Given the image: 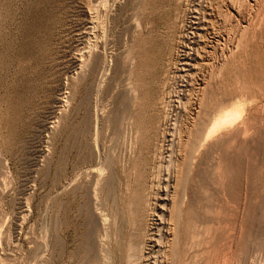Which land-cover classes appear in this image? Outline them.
<instances>
[{
    "label": "rangeland",
    "instance_id": "1",
    "mask_svg": "<svg viewBox=\"0 0 264 264\" xmlns=\"http://www.w3.org/2000/svg\"><path fill=\"white\" fill-rule=\"evenodd\" d=\"M200 1L0 0V264H104V262L105 264H127L126 256L130 252L128 245L133 244L132 249L140 250L139 252L135 249L136 254H138L137 259H139H136L137 264H154V261L157 264L162 253H156V249L152 248L153 244L150 240L151 238L156 240L158 237V232L155 229L158 220L152 212L158 211L154 208H157L158 202L161 203L160 198L163 197L164 193V184L162 183L168 175L166 174V163L170 153L167 143L163 142L166 138V134L163 133H171L175 125L176 131L181 130L182 124L184 125L187 122L189 102L194 96L197 98L198 94L203 93L201 90H197L198 84L201 86V82L206 87L203 90L204 93H206L205 89L209 91V93L207 92L209 95L212 90L214 92L210 96L202 94L204 99H207V102L202 101L204 111H206L205 109L216 111L219 109L220 103L222 104L225 101L221 106L223 108L225 106L228 108V105L233 106L232 104L238 102L237 106L235 105L237 109L234 107L231 110L239 113L236 115L233 111L232 120L231 118L230 120L235 122L225 124L227 133L224 131L223 126V128L221 127L222 131L217 128L224 134L223 139L218 130H214L212 135L217 138H212L210 153L207 155L204 145H200L202 146L201 150L198 148L200 153L197 150L198 152L194 154L197 155L196 158L194 156L196 160L194 158L192 160L195 163L193 162L187 168L186 176L188 177L184 180L185 188L182 192L187 195L182 196L183 208L177 216L180 219L179 222L182 221L179 233L184 231L180 235L184 237L190 235L188 247L186 246L184 252V257L187 258L185 262L195 260L199 256L201 260L199 258L197 261L195 260L196 264H224L226 262L228 264H264V0H257V2L256 0H236L237 3L235 0H231L236 5L233 4L237 10L240 8L239 5L243 3L242 1L246 3V5L242 4L243 7L241 6V8L243 10L241 9V12L247 22L246 28L249 27L248 32L250 34L245 30L247 34L244 32L246 35L245 37L243 35L245 39L242 38V44L239 43L240 23H238V18L235 15H231V10L226 9L224 4L220 2L221 0H207L208 2L202 0V3ZM249 1L250 3H247ZM186 2L187 4H185ZM196 2L198 5H196ZM210 3L213 4L212 8H210ZM249 4L250 6H248ZM237 6L239 7L237 8ZM173 7L176 8L178 14H175L176 10ZM210 9L217 12L220 9L218 14L222 15L219 14L222 22L219 20V23L215 24L213 28L216 31L223 30L220 32L226 40L221 42L220 47L225 52L215 54L205 45V51L210 52V55L207 54L209 57H205V61L202 62L208 64L206 66L205 64L203 66L199 65V68L193 70V73L197 71L195 77L193 75L189 80H182L179 77L181 72L178 70L180 63H183L182 60L180 61L182 56L179 46L183 45L185 53L190 50L193 51V59H196V63H200L196 55L194 56V50L197 44L199 46L203 44L199 41V30H194V28L195 26H197L196 28L200 27L199 25L203 22V19H208L207 14L210 13ZM222 9L223 13H221ZM200 11L201 13H199ZM258 11L261 13L260 15ZM96 13L99 17L95 16ZM174 15L176 16L174 17ZM96 21L100 22L97 23ZM99 23L100 27L98 28ZM257 27L260 29H256ZM224 31L226 32L224 33ZM92 32H94V35ZM176 33L178 34L176 35ZM233 34L237 35L234 36ZM246 36L251 40H246ZM206 38L208 39V36ZM230 38L232 39L230 40ZM243 40L247 42H243ZM237 44L240 45V48L237 47ZM227 45H229L230 50ZM242 45H247V48L244 47L246 49L243 48L242 50ZM226 50L228 51L226 52ZM242 58L243 60L240 61ZM226 60L227 64L225 63ZM228 63L232 67L234 66V69L231 65L229 67ZM226 65H228V71L234 70L233 74L228 73ZM238 66H240L239 71H237L238 69L235 71ZM223 67H225V73ZM219 71L223 75L220 74L219 76ZM218 76L220 79H217ZM192 78L193 83L191 82ZM223 81L224 83H222ZM238 81L242 85L241 87ZM207 84H211L212 88H209L210 86H207ZM172 89L173 91H171ZM188 90L190 91L188 92ZM221 92L225 95L228 93V95L225 97ZM157 93L158 95H156ZM220 93L228 100L227 102L225 99L220 100L219 97H223ZM229 93L237 95L232 97ZM189 95L190 97L193 95L191 99ZM229 95L231 98L228 97ZM216 96H218L219 102L216 101ZM198 97L200 96L198 95ZM177 98H180L182 102ZM186 98L190 100L187 101ZM153 100H157V104ZM229 100L233 102L231 105ZM151 103L156 107L158 106V109H155V106ZM209 103L215 104L211 105ZM207 104L216 108H210ZM169 106L173 109H170ZM238 107L240 111H238ZM159 110L161 111L159 112ZM215 111L212 112L216 113ZM158 114L162 118H159ZM132 117L135 119L133 120ZM234 117L237 121L233 120ZM164 119H166V122ZM228 123L231 124L227 126ZM138 127L143 129L141 128V131H139ZM239 128L240 131L245 128L243 130L245 132L244 138L241 136L243 132L238 131ZM150 130L151 132H149ZM142 132L143 134H141ZM152 133L155 134L156 138ZM214 133H217V135ZM162 134L165 135L164 138ZM233 136L236 137L235 140L237 141L233 140ZM219 138L221 139L219 140ZM163 143L165 144L164 147L162 146ZM146 144L147 147L148 145L151 146L147 148ZM162 148H166L163 150L164 152ZM154 149L155 152L153 153ZM228 149L231 151L229 152ZM178 150H180V147L179 149L178 147L175 148V155ZM140 151L141 153H139ZM159 157H161L160 160ZM210 160L212 161L210 162ZM191 166L192 168L194 166V168L192 169ZM190 169L193 170V173L190 172ZM212 169L214 174H210V172H213ZM227 170L229 173L226 172ZM216 171H219L220 174ZM154 172H156L155 175ZM160 172H164L163 175ZM206 174H210L211 178ZM227 174L229 176L231 174V176L229 177ZM152 177H155V179H152ZM216 179H219V181H216ZM221 179L224 180V185ZM143 181L148 182L145 184ZM134 183L138 185L136 184L134 187ZM214 183L216 184L213 186ZM192 187H194V191H191L193 190ZM136 188L140 191H134ZM219 188L224 190L220 191ZM198 189L200 192L197 191ZM157 191L160 193L158 194ZM136 192L138 195L135 194ZM130 193L133 195V197H130L131 199L129 198ZM150 194H153V196ZM186 196L187 200H184ZM144 199L145 203L141 202ZM220 202H223L222 205ZM131 204L134 206L131 207ZM150 204L152 205L150 206ZM197 204L198 207H196ZM202 205L204 207H201ZM147 206L149 209L146 208ZM228 212L231 214L228 215ZM132 213L139 216L136 218ZM130 214L137 220H133ZM142 214L145 215L143 216L144 221L140 219ZM217 216L220 218L218 219ZM225 217L229 219H225ZM145 221L147 222L144 223V226L142 223ZM208 224L210 225L208 226ZM215 225H217L216 228ZM223 225L224 227L229 226L224 229ZM197 227H201V230ZM134 228L135 231L139 229L138 234L137 232L135 234ZM151 228L153 229L151 230ZM235 229L236 234H234ZM202 230H206L205 233ZM230 230L234 232L232 233ZM207 231L209 232L206 234ZM217 231L221 232L218 233ZM152 233H154L153 236H151ZM193 233L197 234L195 239ZM133 234H135V237H133ZM231 234L232 237H230ZM139 235H141L140 239ZM212 237L213 239H211ZM199 238L202 240L200 241ZM131 240H134V242L132 241V243ZM208 240L210 241L208 242ZM130 242L131 245L128 244ZM231 242L233 244L232 249H230L232 252L227 250ZM223 243L228 245L223 246ZM205 244H208L209 248ZM196 248L198 249L196 250ZM207 250L211 253L209 254ZM212 253L216 257H211ZM228 253L230 254L228 255ZM235 254L237 255L234 258ZM111 255H113L112 258ZM156 256L158 260H156ZM196 256L197 258H195ZM229 256H231V262H229ZM122 257L123 260L126 257V262L122 260ZM101 258L103 259L100 260ZM208 261L209 263H207Z\"/></svg>",
    "mask_w": 264,
    "mask_h": 264
},
{
    "label": "bare ground",
    "instance_id": "2",
    "mask_svg": "<svg viewBox=\"0 0 264 264\" xmlns=\"http://www.w3.org/2000/svg\"><path fill=\"white\" fill-rule=\"evenodd\" d=\"M181 1V0H180ZM184 0H182V2H183ZM186 1V0H185ZM200 1V0H199ZM209 1H211V0H209ZM219 1V0H218ZM233 1V0H232ZM232 1L231 0H221L220 2L221 3H223L224 4V6L226 7V9H228V10H231V15L233 14V15H235L237 18H238V23H240V28H241V32H240V35H239V40H240V44H242L241 42V40H242V38H243V35H244V37H245V35L247 34V32H248V28L249 27H247L246 28V26H247V22L245 21V19H244V17H243V15H242V12H241V6L243 7V3H244V1H246V0H244V1H242L243 3L241 4V5H239L240 6V8H238L239 6H237V8L239 9V10H237L236 9V5L234 4V2L232 3ZM236 1V0H235ZM254 1V0H253ZM260 1V0H259ZM181 2V3H182ZM189 2V1H188ZM201 3H202V0L200 1ZM206 2H208L207 0H206ZM219 2V3H220ZM238 1H236V3H237ZM256 2H257V0H256ZM262 2V1H261ZM180 3V2H179ZM192 3H194V2H192ZM199 3V2H198ZM212 3H214V2H212ZM216 3H217V1H216ZM247 3H250V1L249 2H247ZM185 4H187V2L185 3ZM206 4V3H205ZM204 4V5H205ZM211 4V3H210ZM215 4V3H214ZM235 6H234V5ZM238 4H240V3H238ZM245 5H246V3H244ZM256 4V3H255ZM175 5V4H174ZM189 5V4H188ZM196 5H198L197 4V2H196ZM200 5V4H199ZM213 4H211L210 5V8H212L213 6H212ZM207 6V5H206ZM212 6V7H211ZM219 6H221V5H219ZM248 6H250V4L248 5ZM263 6H264V4H263ZM176 7V6H175ZM175 7H173L174 8V10H176V8ZM205 7V6H204ZM218 7V6H217ZM247 7V6H246ZM245 7V8H246ZM253 7V6H252ZM252 7H250V8H252ZM259 7V6H258ZM262 7V6H261ZM173 8H171V9H173ZM197 8V7H196ZM219 8V7H218ZM221 8H222V6H221ZM248 8V7H247ZM185 9H187V8H185ZM189 9V8H188ZM199 9V8H198ZM203 9V8H202ZM92 10V9H91ZM182 10V9H181ZM197 10V9H196ZM195 10V11H196ZM214 9H210V13H208L207 15H208V19H206V20H204L203 19V22L202 23H200V27H198V28H196L197 26H195V28H194V30H199V33H198V37H199V41H201L202 42V46L200 45L199 46V44H197V46H196V49L194 50V52H195V54H194V56L196 55V58L200 61V63H196V59H193V57H192V55H193V51L191 52V50L189 51V52H187V53H185L184 51L185 50H183V45L180 47L179 46V48H181V50H180V52H181V58H180V61L182 60L183 61V63H180V68L178 69L179 70V72H181L180 73V75H179V77L180 78H182V80L184 79V80H189V78L190 77H192L193 75H194V77H195V74H196V72L197 71H195L194 73L192 72L193 70H196L197 68H199V65H204L205 63H203L202 61H205V57H209L208 55H210L209 53L210 52H206L205 51V45H207L215 54H217V52H225V50L224 49H221L222 47H220V44H222L221 42L223 41V40H226V39H224L223 38V36L221 35V32L220 31H223V30H220V31H216L215 30V28H213L214 27V25L215 24H218L219 22V20H220V18H219V14H218V12H219V10L220 9H218V12L217 11H213ZM225 10V9H224ZM243 10V9H242ZM248 10V9H247ZM251 10V9H250ZM253 10V9H252ZM258 10V9H257ZM179 11V10H178ZM191 11V10H190ZM202 11V10H201ZM201 11L199 12V13H201ZM204 11H205V9H204ZM249 11V10H248ZM247 11V12H248ZM255 11V10H254ZM171 12V11H170ZM173 12V11H172ZM176 12H177V10H176ZM175 12V14H178V12L176 13ZM181 12V11H180ZM186 12V11H185ZM184 12V13H185ZM188 12V11H187ZM224 11H223V9H222V12L221 13H223ZM262 12V11H261ZM90 13V12H89ZM99 13V12H98ZM183 13V14H184ZM192 13V12H191ZM198 13V12H197ZM206 13H207V10H206ZM246 13V12H245ZM249 13V12H248ZM94 14V13H93ZM172 14V13H171ZM182 14V15H183ZM186 14H188V13H186ZM203 14V13H202ZM226 14V13H225ZM258 14L260 15L261 13H259V11H258ZM97 15V13L95 14V16ZM100 15V14H99ZM173 15V14H172ZM193 15V14H192ZM199 15V14H198ZM206 15V14H205ZM221 15V14H220ZM248 15V14H247ZM257 15V14H256ZM176 15H174V17H175ZM222 16V15H221ZM97 17H99L98 15H97ZM177 17H178V15H177ZM187 17V16H186ZM199 17H201V16H199ZM198 17V18H199ZM205 18H206V16H204ZM224 17H226V16H224ZM231 17V16H230ZM233 17V16H232ZM259 17V16H258ZM263 17H264V15H263ZM170 18V17H169ZM194 18V17H193ZM223 18V17H222ZM250 18V17H249ZM93 19V18H92ZM96 19V18H95ZM98 19V18H97ZM179 19V18H178ZM191 19V18H190ZM224 19H226V18H224ZM228 20H230L229 18H227ZM232 19V18H231ZM236 19V18H235ZM173 20V19H172ZM180 20V19H179ZM249 20V19H248ZM247 20V21H248ZM256 20V19H255ZM93 21V20H92ZM91 21V22H92ZM95 21V20H94ZM136 21V20H135ZM181 21H182V19H181ZM184 21V20H183ZM198 21V20H197ZM261 21V20H260ZM97 22V21H96ZM98 22H100V21H98ZM97 22V23H98ZM168 22V21H167ZM170 23H171V21H169ZM176 22H177V19H176ZM176 22H175V24H176ZM187 22V21H186ZM185 22V23H186ZM220 22H222L221 20H220ZM231 22V21H230ZM234 22H235V20H234ZM256 22V21H255ZM96 23V24H97ZM174 23V22H173ZM178 23V22H177ZM184 23V24H185ZM228 23V22H227ZM226 23V24H227ZM232 23V22H231ZM252 23V22H251ZM94 24V23H93ZM139 24V23H138ZM166 24V23H165ZM168 24V26H170L169 25V23H167ZM191 24V23H190ZM197 24V23H196ZM253 24L255 25V23L253 22ZM174 25V24H173ZM186 25V24H185ZM184 25V26H185ZM188 25V24H187ZM229 25V24H228ZM231 25V24H230ZM236 25V24H235ZM167 26V27H168ZM176 26V25H175ZM178 26V25H177ZM189 26V25H188ZM219 26V25H218ZM217 26V27H218ZM221 26H222V24H221ZM225 26V25H224ZM232 26V25H231ZM252 26V25H251ZM256 26H257V24H256ZM255 26V27H256ZM261 26V25H260ZM259 26V27H260ZM100 27V23H99V26H98V28ZM166 27V26H165ZM179 27V26H178ZM220 27V26H219ZM228 27V26H227ZM226 27V28H227ZM238 27V26H237ZM263 27V26H262ZM93 28V27H92ZM172 28V27H171ZM177 28V27H176ZM189 28V27H188ZM225 28V27H224ZM97 29V28H96ZM96 29H94V30H96ZM169 29V28H168ZM167 29V30H168ZM185 29V28H184ZM222 29V28H221ZM236 29V28H235ZM239 29V28H238ZM255 29V28H254ZM256 29H260V28H256ZM94 30H92V31H94ZM170 30V29H169ZM173 30V29H172ZM171 30V31H172ZM177 30H178V28H177ZM189 30V29H188ZM192 30V29H191ZM234 30V29H233ZM232 30V31H233ZM245 30H247V32H245ZM96 31H98V30H96ZM184 32V31H183ZM198 32V31H197ZM226 31H224V33H225ZM237 32H238V30H237ZM246 34H245V33ZM94 32H92V34H93ZM170 33V32H169ZM175 32H174V30H173V34H174ZM249 34H250V32H248ZM178 33H176V35H177ZM179 34H180V32H179ZM253 34V33H252ZM94 35V34H93ZM96 35V34H95ZM175 35V34H174ZM182 35H184V34H182ZM194 35V34H193ZM231 35V34H230ZM234 35V34H233ZM235 35H237V34H235ZM234 35V36H235ZM97 36V35H96ZM103 36V35H102ZM179 36V35H178ZM187 36V35H186ZM185 36V37H186ZM206 36H208V39L206 38ZM227 36V35H226ZM247 36H249V35H247ZM247 36H246V40L247 39H250V38H247ZM98 37V36H97ZM100 37V36H99ZM171 37H172V34H171ZM184 37V36H183ZM89 38L91 39V37L89 36ZM173 38V37H172ZM182 38V37H181ZM236 38V37H235ZM234 38V39H235ZM251 38H252V36H251ZM95 39V38H94ZM189 39V38H188ZM196 39V38H195ZM232 38H230V40H231ZM234 39H233V41H234ZM243 39H245V38H243ZM92 40V39H91ZM173 40V39H172ZM185 40V39H184ZM229 40V41H230ZM246 40H243V42L245 41V42H247ZM251 40V39H250ZM94 41V40H93ZM174 41H176L175 39H174ZM237 41H238V39H237ZM178 42H179V40H178ZM183 42V41H182ZM193 42V41H192ZM197 42V41H196ZM249 42V41H248ZM186 43V42H185ZM198 43V42H197ZM224 43V42H223ZM228 43V42H227ZM232 43V42H231ZM230 43V44H231ZM238 43V44H239ZM188 44V43H187ZM234 44V43H233ZM238 44H237V47L238 48H240V45L238 46ZM94 45V44H93ZM98 45V44H97ZM224 45V44H223ZM95 46H96V44H95ZM177 46H178V44H177ZM206 46V47H207ZM225 46V45H224ZM228 46L229 45H227V48H228ZM232 46H234V45H232ZM243 46V45H242ZM247 45H245V46H243V47H241L242 48V50H243V48L244 47H246ZM226 47V46H225ZM192 48V47H191ZM238 48H236L237 50H238ZM247 48V47H246ZM246 48H244V49H246ZM229 50H230V48H228ZM239 50H241V49H239ZM207 51H209V50H207ZM228 50H226V52H227ZM245 51V50H244ZM179 52V51H178ZM238 52H240V51H238ZM231 53V52H230ZM241 53V52H240ZM239 53V54H240ZM179 54V53H178ZM208 54V55H207ZM212 54V53H211ZM243 54V53H242ZM241 54V55H242ZM223 55H225L224 53H223ZM234 55V54H233ZM236 55V54H235ZM234 55V56H235ZM240 55V56H241ZM176 56H178L177 54H176ZM180 56V55H179ZM221 56H222V54H221ZM239 56V58H241ZM215 57V56H214ZM217 57H219V56H217ZM224 57H226V56H224ZM233 57V56H232ZM91 58V57H90ZM210 58H212V57H210ZM227 58V57H226ZM225 58V59H226ZM231 58V57H230ZM234 58V57H233ZM176 59V58H175ZM214 59V58H213ZM216 59V58H215ZM218 59V58H217ZM236 59V58H235ZM235 59H233V60H235ZM238 59V58H237ZM177 60H179V59H177ZM219 60V59H218ZM217 60V61H218ZM221 60H222V57H221ZM232 60V61H233ZM241 60H243V58L242 59H240V61ZM175 61V60H174ZM238 61V60H237ZM237 61H236V64H237ZM239 61V62H240ZM173 62V61H172ZM178 62V61H177ZM195 62V63H194ZM214 62H216L215 60H214ZM219 62V61H218ZM229 62V61H228ZM176 63V62H175ZM220 63V62H219ZM225 63L227 64V60L225 61ZM177 64V63H176ZM179 64V63H178ZM196 64L198 65L197 67H196ZM206 64H208L207 62H206ZM206 64H205V66H206ZM211 64V63H210ZM209 64V65H210ZM229 64V63H228ZM240 64V63H239ZM172 65H173V63H172ZM171 64H170V67L172 66ZM175 65V64H174ZM212 65H213V62H212ZM230 65L231 64H229V67H230ZM234 65V64H233ZM238 65V64H237ZM221 66V65H220ZM219 66V67H220ZM228 65H226L225 67H226V70L228 71V67H227ZM176 67V66H175ZM218 67V66H217ZM225 67H223L222 69H223V71H224V68ZM231 67H232V65H231ZM234 67V66H233ZM232 67V68H233ZM239 67L240 66H238V68L236 67L235 68V71H236V69H238L237 71H239ZM231 68V69H232ZM177 69V68H176ZM234 69V68H233ZM171 70V69H170ZM169 70V71H170ZM204 70H205V67H204ZM208 70V69H207ZM210 70H211V68H210ZM214 69H213V67H212V71H213ZM217 70V69H216ZM219 70H221L220 68H219ZM168 71V70H167ZM175 71V70H174ZM202 71V70H201ZM222 71V70H221ZM221 71H219L220 73H219V76H220V74H222L221 73ZM233 71L234 70H232V71H228V73L229 74H233ZM103 72V71H102ZM206 72H208V71H206ZM214 72V71H213ZM226 71H224V73H225ZM230 72H232V73H230ZM243 72V71H242ZM174 73V72H173ZM227 73V74H228ZM239 73V72H238ZM165 74H167V73H165ZM202 74H204V73H202ZM208 74V73H207ZM214 74H216V73H214ZM213 74V75H214ZM226 74V75H227ZM228 74V75H229ZM236 74V73H235ZM200 75V74H199ZM210 75V74H209ZM218 75V74H217ZM223 75V74H222ZM226 75H224V76H226ZM237 75V74H236ZM208 76V75H207ZM219 76L217 77V79L219 78ZM231 76V75H230ZM165 77V76H164ZM173 77V76H172ZM206 77V76H205ZM227 77V76H226ZM229 77V76H228ZM198 78H199V76H198ZM204 78V77H203ZM213 79H214V76L212 77ZM212 78H210V79H212ZM221 78H222V76H221ZM207 79V78H206ZM220 79V78H219ZM232 79V78H231ZM162 80V79H161ZM195 80V79H194ZM201 80V79H200ZM227 80V79H226ZM226 80H224L225 82H226ZM164 81H165V79H164ZM163 81V82H164ZM172 81H173V79H172ZM204 81H206L205 79H204ZM208 81V80H207ZM219 81V80H218ZM224 81L222 82V83H224ZM231 81V80H230ZM240 81V80H239ZM238 81V83L240 84V82ZM177 82L179 83V81H178V79H177ZM177 82H175L176 84H177ZM181 82V81H180ZM192 83H193V78H192V81H191ZM198 82V81H197ZM220 82V81H219ZM229 82V81H228ZM188 83V82H187ZM200 83V82H199ZM214 83H215V81H214ZM227 83V82H226ZM167 84V83H166ZM182 84V83H181ZM180 84V85H181ZM217 84V83H216ZM215 84V85H216ZM220 84H221V82H220ZM242 84H243V82H242ZM185 85V84H184ZM184 85H182V86H184ZM191 85V84H190ZM193 85V84H192ZM218 85V84H217ZM223 85V84H222ZM172 86H173V84H172ZM207 86H210L209 88H212V86H211V84L209 85V84H207ZM242 85L240 84V87H241ZM174 87V86H173ZM178 87V86H177ZM181 87V86H180ZM194 87V86H193ZM216 87H218V86H216ZM176 88V87H175ZM204 88H206L205 86H204V83L203 82H201V86H199V84H198V87H197V90H201L203 93L202 94H207V95H209L208 93H209V91L208 90H206L205 89V91H206V93H204ZM214 88V87H213ZM219 88V87H218ZM221 88V87H220ZM228 88V87H227ZM227 88H224V89H227ZM162 89V88H161ZM178 89V88H177ZM194 89H195V87H194ZM193 89V90H194ZM208 89V88H207ZM216 89V88H215ZM240 89V88H239ZM167 90V89H166ZM181 90V89H180ZM191 90V89H190ZM190 90H188V92L190 91ZM196 90V92H198ZM223 90V89H222ZM229 90V89H228ZM227 90V91H228ZM160 91V90H159ZM158 91V92H159ZM163 91V90H162ZM171 91H173V89L171 90ZM175 91V90H174ZM182 91V90H181ZM164 92H165V90H164ZM163 92V93H164ZM191 92H193V91H191ZM208 92V93H207ZM219 92V91H218ZM224 92H225V90H224ZM228 92H230V91H228ZM234 92V91H233ZM237 92V91H236ZM236 92H234V93H236ZM168 93V92H167ZM172 93V92H171ZM194 93H195V91H194ZM211 94L210 95H212V93L214 94V92H213V90H212V92H210ZM222 93V92H221ZM220 93V94H221ZM226 93V92H225ZM231 93V92H230ZM229 93V94H230ZM238 93V92H237ZM168 94H170V93H168ZM177 94H179V93H177ZM191 94V93H190ZM202 94H198L200 97H198V95H197V98L194 96V98H192V100H191V102H189V104H190V106H188V108H189V110L187 111V117H186V119H187V122H185L184 123V125L182 124V128H180L181 130H177L176 131V125L173 127V129L171 130V133H163V134H166V138H164V136L165 135H163V138H164V140H163V142H165V143H167L166 145H167V147H168V151H169V153H170V155L168 156V159H167V163H166V167H167V173L166 174H168V175H166V179L163 181L164 183H162V184H164V193H163V197H161L160 199V201H161V203H159L158 202V204L156 205L157 206V208H154V209H158V211H154V212H152L153 213V216H155L156 218H157V220H158V223L157 224H155L156 225V227H155V229H156V231L158 232V237H157V239L155 240L154 238H151V240H150V242L153 244L152 245V248H155L156 249V253L158 252V253H162V254H160L161 256V258L159 259V261L157 262V264H196L195 263V260L197 261V259L199 258V256H198V258H197V256L195 257V258H197V259H195V260H188V262L186 261L185 262V260L187 259V258H185L184 257V252H185V249L188 247V240L190 239L189 238V236H182V235H180V234H183L184 233V231L182 232V233H179L180 232V230H179V228H180V224H182L181 222L182 221H180L179 222V218L177 217L181 212V208H183L182 207V203H184V202H182V196L184 195L182 192H184L183 190H184V185H185V183H184V180H185V178L186 177H188V176H186V172H188V170H187V168H189L190 167V165L194 162H192V160H193V158H194V156H195V158L197 157V155H194L195 154V152H198L199 150H198V148L201 150L202 149V146H200V145H204V147H205V150H206V153H207V155L210 153V150H211V148H212V138L214 137V138H217L216 136H214V135H212L213 134V132H214V130L216 129V130H218V133H220L221 135V137H222V139L224 138L223 136H224V134H222V132H220V130H221V127L223 126L224 127V131L226 132V130H225V124L227 123V122H231V120H232V114H233V111L234 110H231V109H234V107H235V109H237L236 108V106H237V103L236 104H232L233 106H229L228 105V108H230V109H228L225 105H226V103L224 104V108L223 107H221L222 105H223V103L225 102H222V104L220 103V107H218L217 109L218 110H211L210 108H213L211 105H214V104H212V103H209V104H211L209 107L210 108H208V109H210V110H207V109H205L206 111H204L203 109L204 108H202V101L204 102V101H206L205 99H204V97H203V95ZM223 94V93H222ZM221 94V96H223V95H225V94H223L222 95ZM156 95H158V93L156 94ZM180 95V94H179ZM209 95V96H210ZM226 95H228V93L226 94ZM226 95H225V97H226ZM230 95H232V97H234V96H236V95H233V93L232 94H230ZM228 96V97H230L231 98V96ZM137 96V95H136ZM160 96V95H159ZM171 96H172V94H171ZM184 96V95H183ZM188 96V95H187ZM193 96V95H192ZM191 96V97H192ZM214 96V95H213ZM189 97H190V95H189ZM191 97H190V99H191ZM206 97H208V96H206ZM218 96H216V101L218 100V102H219V98H220V100L221 101H223L224 99L226 100V98H224V96L221 98V97H219V98H217ZM227 97V98H228ZM157 98V97H156ZM214 98H215V96H214ZM166 99V98H165ZM168 99V98H167ZM171 99V98H170ZM174 99V98H173ZM189 99V100H190ZM229 99V98H228ZM238 99V98H237ZM136 100V99H135ZM158 100V99H157ZM156 100V101H157ZM164 100V99H163ZM177 100H180V98L178 99L177 98ZM186 100H187V98H186ZM189 100H187V101H189ZM211 100V99H210ZM232 100V99H231ZM233 100H234V98H233ZM232 100V101H233ZM154 102H156L155 100H153ZM162 101V100H161ZM160 101V102H161ZM169 101V100H168ZM172 101V100H171ZM170 101V102H171ZM181 101V100H180ZM179 101V102H180ZM213 101V100H212ZM228 100H226V102H227ZM165 102H166V100H165ZM182 102V101H181ZM207 102V101H206ZM209 102V101H208ZM211 102V101H210ZM134 103V102H133ZM176 103H177V101H176ZM186 103H188V102H186ZM231 103H233V102H230V100H229V104L231 105ZM151 104H153V103H151ZM155 104H157V102L155 103ZM162 104V103H161ZM171 104V103H170ZM173 104V103H172ZM183 104H184V102H183ZM228 104V103H227ZM154 105V104H153ZM177 105V104H176ZM205 106H206V104H204ZM203 105V106H204ZM218 105V104H217ZM236 105V106H235ZM132 106V105H131ZM134 106H136V105H134ZM151 106V105H150ZM155 106V105H154ZM164 107V106H163ZM173 107H174V105H173ZM173 107H170L169 106V108L170 109H173ZM158 109V106L156 107L155 106V109ZM165 108V107H164ZM178 108V107H177ZM180 108V107H179ZM178 108V109H179ZM183 108H184V106H183ZM186 108H187V105H186V107L184 108V111L186 110ZM214 108H216V107H214ZM238 111H240V108L238 107ZM124 110V109H123ZM132 110V109H131ZM161 110H163V109H161ZM161 110H159V112L161 111ZM260 110V109H259ZM152 112H153V110H151ZM175 111H176V109H175ZM215 111L216 113H213V112ZM237 111V110H236ZM127 112V111H126ZM125 112V113H126ZM132 113H133V111H131ZM130 112V113H131ZM163 112V111H162ZM186 112V111H185ZM184 112V113H185ZM221 112V113H220ZM122 113V112H121ZM129 113V114H130ZM156 113V112H155ZM170 113V112H169ZM178 113H179V110H178ZM217 113H220V114H218V115H216ZM234 113H235V111H234ZM239 112H237V113H235L236 115L238 114ZM163 114V113H162ZM127 115H128V113H127ZM130 115H132V114H130ZM129 115V116H130ZM135 115V114H134ZM137 115V114H136ZM140 115V114H139ZM159 116H160V114H158ZM172 115V114H171ZM178 115V114H177ZM177 115H176V117H177ZM182 115V114H181ZM235 115V116H236ZM121 116H122V114H121ZM168 116V115H167ZM234 116V115H233ZM135 117V116H134ZM134 117H132L133 118V120L135 119ZM169 117V116H168ZM171 117V116H170ZM183 117V116H182ZM237 117V116H236ZM236 117H234L233 118V120H236L237 121V119H236ZM159 118H162V116H160ZM164 118H166V116H164ZM174 118V117H173ZM230 118H231V120H230ZM238 118V117H237ZM240 118V117H239ZM129 119V118H128ZM152 119V118H151ZM154 119V118H153ZM180 119V118H179ZM118 120H120V119H118ZM132 120V121H133ZM161 121H162V119H160ZM159 120V121H160ZM165 120V122H166V119H164ZM167 120H168V118H167ZM177 120H178V118H177ZM240 120H241V118H240ZM240 120H238V121H240ZM131 121V122H132ZM139 121V120H138ZM141 121V120H140ZM153 121V120H152ZM171 121V120H170ZM183 121H184V119H183ZM254 121V120H253ZM89 122V121H88ZM129 122V121H128ZM158 122V121H157ZM168 122V121H167ZM172 122V121H171ZM181 122V121H180ZM232 122H235V121H232ZM231 122V123H232ZM130 123V122H129ZM133 123V122H132ZM132 123H131V125H132ZM152 124H153V122H151ZM155 123V122H154ZM163 123V122H162ZM231 123H228V125L227 126H229V124H231ZM134 124H135V122H134ZM133 124V125H134ZM139 124V123H138ZM170 124V123H169ZM175 124V123H174ZM173 124V125H174ZM177 124V123H176ZM233 124V123H232ZM155 125H156V123H155ZM159 125V124H158ZM157 125V126H158ZM165 125H167V124H165ZM172 125V126H173ZM138 126V125H137ZM160 126V125H159ZM164 126V125H163ZM169 126V125H168ZM180 126V125H179ZM97 127V126H96ZM140 127V126H139ZM139 127H138V129H139ZM143 127V126H142ZM141 127V128H142ZM154 127V126H153ZM222 127V128H223ZM141 128L139 129V131H141ZM155 128V127H154ZM153 128V129H154ZM159 128V127H158ZM165 128V127H164ZM217 128H219V129H217ZM238 128V127H237ZM240 128H241V126H240ZM240 128H239V130L238 131H240ZM143 129V128H142ZM163 129V128H162ZM170 129V128H169ZM242 129V128H241ZM245 129V128H244ZM243 129V130H244ZM247 129V128H246ZM156 130H157V127H156ZM237 130V129H236ZM243 130H241L242 132H243V135H241V134H239V132H238V134L239 135H241V136H243V138H244V131ZM138 131V133H139V135H140V132ZM155 131V130H154ZM159 131H160V128H159ZM222 131V130H221ZM240 131V132H241ZM246 131V130H245ZM149 132H151V130L149 131ZM215 132H217V131H215ZM236 132V131H235ZM155 133V132H154ZM154 133H152V134H154ZM159 133V132H158ZM224 133V132H223ZM227 133V132H226ZM237 133V132H236ZM141 134H143V132L141 133ZM214 134H216L217 135V133H214ZM138 135V134H137ZM136 135V136H137ZM156 135H157V133H156ZM159 135H160V133H159ZM219 135V134H218ZM116 136V135H115ZM154 137H155V134L153 135ZM152 136V139L154 138ZM158 136V135H157ZM229 136V135H228ZM238 136V135H237ZM241 136H239V137H241ZM226 138H227V135L225 136ZM231 137V136H230ZM234 137V136H233ZM151 138V137H150ZM156 138V137H155ZM162 138V139H163ZM229 138V137H228ZM161 139V140H162ZM221 138H219V140H220ZM230 139V138H229ZM236 139V137H234L233 138V140H235ZM246 139V138H245ZM136 140V139H135ZM144 140H146V139H144ZM156 140V139H155ZM215 140V139H214ZM217 140V139H216ZM215 140V141H216ZM231 140V139H230ZM240 140H242V138H240ZM239 140V141H240ZM147 141V140H146ZM145 141V142H146ZM153 141V140H152ZM223 141V140H222ZM227 141V140H226ZM235 141H237V140H235ZM238 141V142H239ZM259 141V140H258ZM136 142V141H135ZM149 142H150V139H149ZM156 142V141H155ZM158 142V141H157ZM156 142V143H157ZM241 142V141H240ZM115 143V142H114ZM131 143V142H130ZM151 143H153V142H151ZM150 143V144H151ZM156 143H155V145H156ZM214 143V142H213ZM218 143H219V141H218ZM226 143V142H225ZM247 143V142H246ZM149 144V143H148ZM154 144V143H153ZM159 144V143H158ZM152 145V144H151ZM151 145H148V147L149 146H151ZM161 145V144H160ZM164 143L162 144V146L164 147ZM180 145V146H179ZM231 145V144H230ZM153 146V145H152ZM200 146V147H199ZM220 146V145H219ZM228 146H229V144H228ZM228 146H227V148H228ZM255 146V145H254ZM260 146V145H259ZM146 147H147V144H146ZM147 147V148H148ZM178 147V149H179V147H180V150H178V153L175 155V148H177ZM132 148V147H131ZM136 148V147H135ZM146 148V149H147ZM154 148V147H153ZM166 149V148H165ZM165 149H163L162 148V151L163 150H165ZM230 149V148H229ZM229 149H228V151H229ZM145 150V149H144ZM157 150V149H156ZM198 150V151H197ZM204 150V149H203ZM204 150V151H205ZM132 151V150H131ZM146 151V150H145ZM167 151V150H166ZM231 151V150H230ZM229 151V152H230ZM155 152V149H154V151H153V153ZM164 152V151H163ZM134 153V152H133ZM139 153H141V151L139 152ZM148 153V152H147ZM157 153V152H156ZM159 153V152H158ZM162 153V152H161ZM166 153V152H165ZM199 153H200V151H199ZM224 153H225V150H224ZM144 154H146V153H144ZM164 154V153H163ZM219 154V153H218ZM217 154V155H218ZM227 154V153H226ZM135 155V154H134ZM153 155V154H152ZM152 155H151V157H152ZM161 155V154H160ZM202 155V154H201ZM216 155V156H217ZM157 156V155H156ZM175 156V157H174ZM227 156V155H226ZM146 157H147V155H146ZM178 157V158H177ZM215 157V156H214ZM231 157V156H230ZM259 157V156H258ZM160 158L161 157H159V160H160ZM194 158V160H196ZM199 158V157H198ZM197 158V159H198ZM205 158V157H204ZM217 158H219V157H217ZM222 158V157H221ZM227 158V157H226ZM229 158V157H228ZM147 159V158H146ZM145 159V160H146ZM155 159H156V157H155ZM154 159V160H155ZM154 160H153V162H154ZM217 160V159H216ZM221 160V159H220ZM229 160V159H228ZM157 161V160H156ZM155 161V162H156ZM162 161V160H161ZM201 161V160H200ZM212 160H210V162H211ZM213 161H214V158H213ZM218 161H219V159H218ZM106 162V161H105ZM159 162V161H158ZM199 162V161H198ZM202 162V161H201ZM209 162V163H210ZM151 163V162H150ZM149 163V164H150ZM195 163V162H194ZM158 164V163H157ZM216 164V163H215ZM217 164H219L218 162H217ZM239 164V163H238ZM148 165V164H147ZM156 165V164H155ZM211 165V164H210ZM213 165V164H212ZM108 166V165H107ZM149 166V165H148ZM154 166V165H153ZM159 166V165H158ZM157 166V167H158ZM161 166V165H160ZM204 166V165H203ZM220 166V165H219ZM218 166V167H219ZM162 167V166H161ZM146 168V167H145ZM191 168H192V166H191ZM193 168H194V166H193ZM192 168V169H193ZM197 168V167H196ZM205 168V167H204ZM207 168V167H206ZM212 168V167H211ZM215 168V167H214ZM222 168V167H221ZM224 168V167H223ZM149 169V168H148ZM162 169V168H161ZM160 169V170H161ZM209 169V168H208ZM227 169H229V168H227ZM153 170H154V167H153ZM159 170V169H158ZM164 170V169H163ZM162 170V171H163ZM211 170V169H210ZM221 170V169H220ZM223 170V169H222ZM149 171V170H148ZM157 171V170H156ZM212 171H213V169H212ZM143 172V171H142ZM141 172V173H142ZM150 172H151V170H150ZM165 172V171H164ZM163 172V173H164ZM190 172H192L193 173V170H191L190 169ZM204 172V171H203ZM209 172V171H208ZM216 172H219V171H216ZM226 172H228V170L226 171ZM143 173H145V172H143ZM148 173V172H147ZM155 173L156 172H154L153 174L155 175ZM161 173V172H160ZM163 173H161L162 175H163ZM214 174V171L213 172H210V174ZM229 173V172H228ZM104 174V173H103ZM150 174V173H149ZM159 174V173H158ZM210 174H206V175H208V176H210ZM217 174V173H216ZM219 174H220V172H219ZM218 174V175H219ZM233 174V173H232ZM139 175H141V174H139ZM138 175V176H139ZM148 175V174H147ZM222 175V174H221ZM223 175H225V174H223ZM222 175V176H223ZM228 175V174H227ZM152 176V175H151ZM150 176V177H151ZM156 176L158 177V175L156 174ZM204 176V175H203ZM221 176V177H222ZM226 176V175H225ZM229 176V175H228ZM230 176H231V174H230ZM229 176V177H230ZM236 176V175H235ZM142 177V176H141ZM206 177V176H205ZM149 178V177H148ZM159 178V177H158ZM209 178H211V176L209 177ZM213 178V177H212ZM217 178V177H216ZM144 180H146L145 178H143ZM152 179H155V177H152ZM203 179V178H202ZM206 180H207V178H205ZM148 180V179H147ZM187 180H188V178H187ZM206 180H205V182H206ZM213 180H215V179H213ZM219 181V179H216V181ZM222 180V179H221ZM225 180H226V178H225ZM133 181V180H132ZM141 181V180H140ZM161 181H162V179H161ZM204 181V180H203ZM223 181L224 180H222V183H223ZM135 182V181H134ZM144 182V181H143ZM146 182H148V181H146ZM146 182H144L145 184H146ZM210 182V181H209ZM215 182V181H214ZM143 183V184H144ZM155 183V182H154ZM194 183V182H193ZM198 183V182H197ZM200 183V182H199ZM198 183V184H199ZM207 183V182H206ZM234 183V182H233ZM131 184H132V182H131ZM136 184L137 183H134V187L136 186ZM140 184V183H139ZM142 184V183H141ZM160 184V183H159ZM202 184H203V182H202ZM212 184V183H211ZM216 183H214L213 184V186L215 185ZM130 185V184H129ZM129 185H128V188H129ZM138 185V184H137ZM210 185V184H209ZM218 185H219V182H218ZM223 185H224V183H223ZM230 185V184H229ZM232 185V184H231ZM113 186V185H112ZM145 186V185H144ZM149 186V185H148ZM159 186V185H158ZM161 186V185H160ZM251 186V185H250ZM141 187V186H140ZM140 187H137V188H140ZM151 187V186H150ZM153 185H152V190H153ZM157 187V186H156ZM204 187V186H203ZM207 187V186H206ZM136 188V189H137ZM146 189H147V187H145ZM144 188V189H145ZM189 188V187H188ZM194 187H192V189H193ZM197 188V187H196ZM216 188V187H215ZM228 188V187H227ZM226 188V189H227ZM131 189V188H130ZM134 190V191H138V189L137 190ZM142 189V188H141ZM156 189V188H155ZM158 189V188H157ZM200 189H202V188H200ZM213 189V188H212ZM211 189V190H212ZM223 189V188H222ZM221 189V190H222ZM129 190V189H128ZM207 190V189H206ZM210 190V191H211ZM214 190H216V189H214ZM219 190H220V188H219ZM220 190V191H221ZM224 190V189H223ZM132 191V190H131ZM140 191V190H139ZM138 191V192H139ZM145 191V190H144ZM148 191V190H147ZM154 191V190H153ZM186 191H187V189H186ZM191 191H194V189L193 190H191ZM190 191V192H191ZM198 192H200V190L198 189L197 190ZM203 191V190H202ZM202 191H201V193H202ZM232 191H234V190H232ZM142 192V191H141ZM140 192V193H141ZM156 192V191H155ZM158 192V194L160 193L159 191H157ZM216 192H218V191H216ZM225 192V191H224ZM223 192V194L225 195V193ZM227 192V191H226ZM236 192V191H235ZM144 193V192H143ZM151 193V192H150ZM154 193V192H153ZM194 193V192H193ZM214 193V192H213ZM212 193V194H213ZM219 193V192H218ZM222 193V192H221ZM107 194V193H106ZM131 194V193H130ZM136 195H138V193L136 192L135 193ZM146 194H147V192H146ZM156 194V193H155ZM204 194H205V192H204ZM206 194H207V192H206ZM210 194H211V192H210ZM132 195V194H131ZM129 196V198L130 197H133V195L132 196ZM136 195H135V197H136ZM150 195H152L153 196V194H150ZM185 195H187L186 193H185ZM184 195V196H185ZM189 195V194H188ZM192 195V194H191ZM208 196H209V194H207ZM216 195V194H215ZM231 195V194H230ZM233 195V194H232ZM231 195V196H232ZM140 196V195H139ZM138 196V197H139ZM152 196H151V199H152ZM155 196V195H154ZM156 196H157V194H156ZM159 196V195H158ZM202 196V195H201ZM201 196H200V198H201ZM220 196V195H219ZM150 197V196H149ZM194 197H196V196H194ZM222 197V196H221ZM229 197V196H228ZM128 198V199H129ZM190 198V197H189ZM204 198V197H203ZM223 198V197H222ZM226 198V197H225ZM131 199V198H130ZM149 199V198H148ZM154 199H156V198H154ZM193 199V198H192ZM195 199V198H194ZM198 199V198H197ZM206 199H207V197H206ZM211 199V198H210ZM135 200H137V199H135ZM157 200V199H156ZM184 200H187V196L185 197V199ZM183 200V201H184ZM200 200V199H199ZM203 200V199H202ZM205 200V199H204ZM208 200V199H207ZM215 200V199H214ZM213 200V201H214ZM227 200V199H226ZM117 201V200H116ZM131 201V200H130ZM132 201H134V199H132ZM139 201V200H138ZM206 201V200H205ZM222 201V200H221ZM141 202H144L145 203V199L144 200H142ZM149 202V201H148ZM152 202V201H151ZM190 202V201H189ZM191 202H193V201H191ZM195 202H198V201H195ZM201 202V201H200ZM207 202H209V201H207ZM228 202V201H227ZM115 203V202H114ZM133 204L135 203V202H132ZM153 203H155V202H153ZM210 203V202H209ZM209 203H208V207H209ZM212 203V202H211ZM221 203V205H222V203L223 202H220ZM129 204V203H128ZM133 204H131V207L132 206H134ZM199 204V203H198ZM198 204H197V206L196 207H198ZM201 204V203H200ZM217 204V203H216ZM215 204V205H216ZM225 204H226V202H225ZM224 204V205H225ZM260 204V203H259ZM141 205H142V203H141ZM146 205V204H145ZM152 204H150V206H151ZM190 205H191V203H190ZM195 205V204H194ZM204 205V204H203ZM201 206V207H204V206ZM221 205H219V206H221ZM227 205V204H226ZM185 206V205H184ZM188 206V205H187ZM212 206H214V205H212ZM212 206H211V208H212ZM117 207V206H116ZM139 207V206H138ZM143 207H144V205H143ZM153 207H155V206H153ZM199 207H200V205H199ZM227 207V206H226ZM142 208V207H141ZM141 208H138V209H141ZM147 209H149V207L147 206L146 207ZM185 208V207H184ZM230 208V207H229ZM131 209V208H130ZM137 209V210H138ZM135 210V209H134ZM134 210H133V212H134ZM136 210V211H137ZM145 210V209H144ZM209 210V209H208ZM218 210V209H217ZM132 211V210H131ZM139 211V210H138ZM137 211V212H138ZM143 211V210H142ZM147 211V210H146ZM149 211V210H148ZM184 211V210H183ZM191 211H192V208H191ZM199 211H200V209H199ZM204 211V210H203ZM223 211V210H222ZM226 211H228L227 209H226ZM140 212V211H139ZM138 212V213H139ZM144 212V211H143ZM180 212V213H179ZM188 212V211H187ZM195 212H196V210H195ZM201 212H202V210H201ZM213 212V211H212ZM221 212V211H220ZM232 212V211H231ZM255 212V211H254ZM131 213V212H130ZM141 213V212H140ZM147 213V212H146ZM150 213V212H149ZM207 213V212H206ZM216 213V212H215ZM262 213V212H261ZM132 214H134V213H132ZM183 214H184V212H183ZM182 214V215H183ZM192 214H193V212H192ZM195 214V213H194ZM201 214V213H200ZM210 214H211V212H210ZM213 214V213H212ZM231 214V213H230ZM229 214V212H228V215H230ZM135 216H136V213L134 214ZM149 215V214H148ZM181 215V216H182ZM215 215V214H214ZM213 215V216H214ZM217 215L219 216V214L217 213ZM220 215H221V213H220ZM227 215V214H226ZM233 215V214H232ZM264 215V214H263ZM130 216H132L131 218L133 219V220H135L138 216H136V218H133V215H131L130 214ZM134 216V217H135ZM141 216V215H140ZM143 216H145V215H143L142 214V217L140 218L141 220H143L144 218H143ZM147 216V215H146ZM151 216V215H150ZM181 216H179V217H181ZM188 216V215H187ZM207 216H209V215H207ZM218 216H217V218H218ZM215 217V216H214ZM222 217V216H221ZM223 217H224V215H223ZM235 217V216H234ZM147 218V217H146ZM220 218V217H219ZM218 218V219H219ZM226 218H228V217H225V219ZM231 218V217H230ZM103 219H105L104 217H103ZM140 219H138V220H140ZM150 219V218H149ZM189 219V218H188ZM206 219V218H205ZM209 219H211V218H209ZM229 219V218H228ZM137 220V219H136ZM135 220V221H136ZM141 220H140V222H141ZM104 221H107V220H104ZM144 221V220H143ZM150 221V220H149ZM191 221V220H190ZM218 221V220H217ZM225 221H227V220H225ZM138 222V221H137ZM137 222H136V224H137ZM139 222V223H140ZM147 221H145V222H143L142 224L144 225V223H146ZM152 222V221H151ZM155 222V221H154ZM201 222H203V221H201ZM219 222V221H218ZM233 222V221H232ZM236 222H238V221H236ZM105 223V222H104ZM133 223V222H132ZM189 223V222H188ZM193 223V222H192ZM197 223V222H196ZM205 223V222H204ZM213 223H214V220H213ZM220 223V222H219ZM219 223H218V225H219ZM229 223V222H228ZM185 224V223H184ZM190 224V223H189ZM199 224V223H198ZM212 224V223H211ZM222 224V223H221ZM226 224V223H225ZM224 224V225H225ZM233 224H234V222H233ZM104 225V224H103ZM129 225H131V223H129ZM147 225H149V224H147ZM194 225V224H193ZM200 225V224H199ZM210 224H208V226H209ZM224 225H223V227H224ZM134 226H135V224H134ZM133 226V227H134ZM142 226V225H141ZM145 226V225H144ZM189 226V225H188ZM206 226V225H205ZM220 226V225H219ZM229 226V225H228ZM228 226H226V227H228ZM232 226V225H231ZM143 227V226H142ZM151 227V226H150ZM190 227V226H189ZM193 227V226H192ZM195 227H196V225H195ZM217 227V225H215V228ZM221 227V226H220ZM226 227H224V229L226 228ZM234 228H235V225L233 226ZM237 227V226H236ZM136 228V227H135ZM135 228L133 229V231H135ZM138 228H140L139 226H138ZM145 228V227H144ZM188 228V227H187ZM191 228V227H190ZM201 228V227H200ZM200 228H198L197 227V229H200ZM231 228V227H230ZM233 228V229H234ZM137 229V228H136ZM143 229V228H142ZM148 229V228H147ZM153 228H151V230H152ZM182 229V228H181ZM206 229H207V227H206ZM208 229H209V227H208ZM211 229V228H210ZM218 229V228H217ZM141 230V229H140ZM146 230V229H145ZM144 230V231H145ZM187 230V229H186ZM189 230V229H188ZM201 230V229H200ZM227 230V229H226ZM228 230H229V228H228ZM227 230V231H228ZM232 230V229H231ZM230 230V232H234V231H231ZM142 231V230H141ZM143 231V232H144ZM148 231V230H147ZM146 231V232H147ZM196 231V230H195ZM204 233H205V231L204 230H202ZM212 231V230H211ZM221 231H223V230H221ZM220 231V232H221ZM226 231V232H227ZM136 232H137V234L139 233V229L137 230V231H135V234H136ZM187 232V231H186ZM194 232V231H193ZM209 231H207L206 232V234L208 233ZM215 232V231H214ZM218 232V231H217ZM220 232H218V233H220ZM225 232V233H226ZM122 233V232H121ZM147 233H150V232H147ZM146 233V234H147ZM189 233V232H188ZM212 233V232H211ZM228 233V232H227ZM135 234H133V237H135ZM143 234V233H142ZM153 234L154 233H152V235L151 236H153ZM190 234H191V232H190ZM194 234V233H193ZM192 234V235H193ZM217 234V233H216ZM228 234H230V233H228ZM234 234H236V229H235V233ZM196 235L197 234H194V239L196 238ZM199 235V234H198ZM205 235V234H204ZM203 235V236H204ZM209 235H210V233H209ZM224 235V234H223ZM227 235V234H226ZM106 236H107V234H106ZM106 236H104V237H106ZM137 236V235H136ZM143 236V235H142ZM200 236H201V234H200ZM202 236V237H203ZM207 236V235H206ZM214 236H215V233H214ZM228 236H230V235H228ZM102 237H103V235H102ZM132 237V238H133ZM143 237H145V236H143ZM223 237V236H222ZM227 237V236H226ZM230 237H232V234H231V236ZM141 238V235H139V239ZM149 238V237H148ZM198 238V237H197ZM206 238V237H205ZM207 238H209V237H207ZM234 238V237H233ZM102 239V238H101ZM104 239V238H103ZM108 239V238H107ZM138 239V238H137ZM143 239V238H142ZM200 239V238H199ZM211 239H213V237L211 238ZM237 239H238V236H237ZM104 240H106V239H104ZM130 240V239H129ZM198 240V239H197ZM197 240H196V242H197ZM202 239H200V241H201ZM223 240H224V238H223ZM226 240V239H225ZM44 241V240H43ZM107 241V240H106ZM134 242V240H131V242ZM137 241V240H136ZM143 241V240H142ZM149 241V240H148ZM195 241V240H194ZM210 240H208V242H209ZM214 241H215V239H214ZM213 241V242H214ZM234 241V240H233ZM100 242H102V241H100ZM129 242V241H128ZM131 242L130 243H128V244H130L131 245ZM132 242V243H133ZM207 242V241H206ZM205 242V243H206ZM137 243V242H136ZM140 243V242H139ZM141 243H143V242H141ZM194 243V242H193ZM192 243V244H193ZM218 243V242H217ZM227 243V242H226ZM103 244V243H102ZM101 244V245H102ZM145 244V243H144ZM147 244H148V242H147ZM199 244V243H198ZM209 244V243H208ZM207 244V245H208ZM141 245V244H140ZM146 245V244H145ZM206 245V244H205ZM204 245V246H205ZM206 245V246H207ZM218 245V244H217ZM228 245V244H227ZM227 245H224V243H223V246H227ZM233 244H232V242H231V244H229V249H227V250H229V251H231L230 249H232V246ZM240 245V244H239ZM104 246H105V243H104ZM132 246H134V244L133 245H131V246H129L128 245V247H129V249H130V252L128 253V256H126L127 257V264H137L136 263V261L137 260H139V259H137V255L138 254H136V250H139V249H132L131 247ZM136 246V245H135ZM187 246V247H186ZM191 246V245H190ZM197 246H199V245H197ZM202 246H203V241H202ZM201 246V247H202ZM220 246H221V244H220ZM219 246V247H220ZM103 247V246H102ZM127 247V246H126ZM125 247V248H126ZM139 247V246H138ZM150 247V246H149ZM148 247V248H149ZM196 247V246H195ZM194 247V248H195ZM200 247V248H201ZM208 247V246H207ZM244 247V246H243ZM46 248V247H45ZM145 248V247H144ZM190 248V247H189ZM193 248V247H192ZM192 248H191V250H192ZM209 248V247H208ZM222 248H225V247H222ZM142 249V248H141ZM198 248H196V250H197ZM215 249V248H214ZM144 250V249H143ZM153 250V249H152ZM158 250V251H157ZM193 250H195V249H193ZM210 250V249H209ZM224 250V249H223ZM128 251V250H127ZM188 251H189V249H188ZM226 251V250H225ZM234 251V250H233ZM241 251V250H240ZM243 251V250H242ZM245 251V250H244ZM102 252V251H101ZM126 252V251H125ZM139 252H140V250H139ZM141 252H142V250H141ZM144 252V251H143ZM146 252V251H145ZM199 252V251H198ZM205 252V251H204ZM204 252H201V253H204ZM207 252H208V250H207ZM206 252V253H207ZM217 252V251H216ZM232 252V251H231ZM237 252V251H236ZM147 253V252H146ZM149 253V252H148ZM153 253V252H152ZM157 253V254H158ZM190 253H192V252H190ZM209 254L211 253V251L210 252H208ZM223 253H224V251H223ZM108 254V253H107ZM115 254V253H114ZM142 254V253H141ZM144 254V253H143ZM187 254V253H186ZM195 254V253H194ZM216 254V253H215ZM221 254V253H220ZM230 253H228V255H229ZM240 254V253H239ZM247 254V253H246ZM103 255V254H102ZM105 255V254H104ZM103 255V256H104ZM109 255H110V253H109ZM109 255H108V257H109ZM123 255H124V253H123ZM122 255V256H123ZM156 255V254H155ZM196 255H199V254H196ZM207 255V254H206ZM218 255V254H217ZM226 255V254H225ZM236 255L237 254H235L234 255V258L236 257ZM112 256L113 255H111L110 257L112 258ZM115 256V255H114ZM121 256V255H120ZM141 256V255H140ZM151 256V255H150ZM149 256V257H150ZM189 256V255H188ZM201 256H202V254H201ZM200 256V257H201ZM214 256V253H212V255H211V257H213ZM253 256V255H252ZM102 257V256H101ZM106 257V256H105ZM126 257L124 258V260H123V257H122V260L124 261V262H126L125 261V259H126ZM144 257H146V256H144ZM157 257V256H156ZM187 257V256H186ZM193 257V256H192ZM192 257H190V258H192ZM203 257V256H202ZM201 257V258H202ZM210 257V259H211V261H213L212 260V258ZM214 257H216V256H214ZM238 257V256H237ZM139 258V257H138ZM151 258V257H150ZM155 258V257H154ZM153 258V259H154ZM183 258H185V259H183ZM205 258H207V257H205ZM209 258V257H208ZM230 258H231V256H229V262H231L230 261ZM103 258H101L100 260H102ZM137 259V260H136ZM200 259V258H199ZM210 259H208L209 261H210ZM216 259V258H215ZM220 259H221V256H220ZM220 259H219V261H220ZM108 260V259H107ZM107 260H106V262H107ZM111 260V259H110ZM119 260H121V259H119ZM141 260V259H140ZM143 260H144V258H143ZM146 260H148L147 258H146ZM151 260V259H150ZM150 260H149V262H150ZM156 260H158V257H157V259ZM201 260V259H200ZM226 260L228 261V259L226 258ZM236 260H237V258H236ZM240 260V259H239ZM104 261V260H103ZM109 261V260H108ZM116 260L114 259V262H115ZM203 261V260H202ZM207 261V260H206ZM209 261L207 262V263H209ZM210 261V262H211ZM225 261V260H224ZM101 262V261H100ZM112 262H113V260H112ZM143 262V261H142ZM201 262V261H200ZM216 262V261H215ZM214 262V263H215ZM111 263V262H110ZM116 263V262H115ZM121 263H122V261H121ZM141 263V262H140ZM147 263V262H146ZM206 263V262H205ZM212 263V262H211ZM224 263V262H223ZM227 264H228V262H226ZM226 263H224V264H226ZM101 264H103V263H101ZM104 264H105V262H104ZM108 264V263H107ZM143 264V263H142ZM154 264H156V262L154 261ZM201 264V263H200ZM204 264V263H203ZM230 264V263H229ZM233 264V263H232Z\"/></svg>",
    "mask_w": 264,
    "mask_h": 264
}]
</instances>
